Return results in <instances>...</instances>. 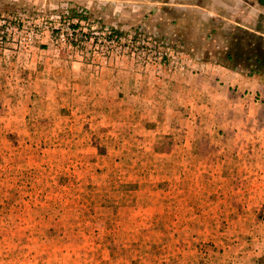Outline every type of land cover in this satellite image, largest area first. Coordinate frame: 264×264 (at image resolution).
<instances>
[{"label":"rangeland","instance_id":"obj_1","mask_svg":"<svg viewBox=\"0 0 264 264\" xmlns=\"http://www.w3.org/2000/svg\"><path fill=\"white\" fill-rule=\"evenodd\" d=\"M239 8L0 0V264H264V38L202 14Z\"/></svg>","mask_w":264,"mask_h":264},{"label":"crops","instance_id":"obj_2","mask_svg":"<svg viewBox=\"0 0 264 264\" xmlns=\"http://www.w3.org/2000/svg\"><path fill=\"white\" fill-rule=\"evenodd\" d=\"M240 8L238 11L234 12L235 18L233 16H229L227 13L223 16L218 13H212L207 11H201L203 15L209 16L211 23L214 24L213 30L218 31V27L220 23H223L224 26H235V28H239L240 30L247 31L250 33H254L259 37L264 38V0H239ZM227 7V6H226ZM231 12V7L227 8L226 12ZM233 13V12H232ZM212 17V18H211ZM222 20V21H220ZM223 75L225 80H231V72L224 70V72L220 73ZM209 74L206 72H201L195 75V78L201 81H210L213 78L209 77ZM202 95L207 93L210 95L209 88L199 85L195 89V94Z\"/></svg>","mask_w":264,"mask_h":264},{"label":"trees","instance_id":"obj_3","mask_svg":"<svg viewBox=\"0 0 264 264\" xmlns=\"http://www.w3.org/2000/svg\"><path fill=\"white\" fill-rule=\"evenodd\" d=\"M251 57L253 59L252 66H254L256 70H264V57L260 54V52L254 50Z\"/></svg>","mask_w":264,"mask_h":264}]
</instances>
